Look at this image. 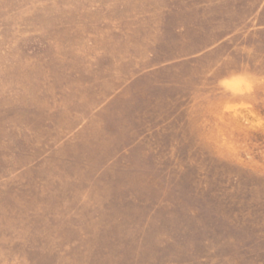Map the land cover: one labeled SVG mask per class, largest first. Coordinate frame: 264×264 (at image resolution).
<instances>
[{"label": "rangeland", "instance_id": "obj_1", "mask_svg": "<svg viewBox=\"0 0 264 264\" xmlns=\"http://www.w3.org/2000/svg\"><path fill=\"white\" fill-rule=\"evenodd\" d=\"M0 264H264V0H0Z\"/></svg>", "mask_w": 264, "mask_h": 264}]
</instances>
